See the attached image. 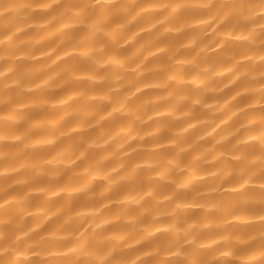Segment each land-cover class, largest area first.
Returning <instances> with one entry per match:
<instances>
[{
    "label": "clouds",
    "instance_id": "obj_1",
    "mask_svg": "<svg viewBox=\"0 0 264 264\" xmlns=\"http://www.w3.org/2000/svg\"><path fill=\"white\" fill-rule=\"evenodd\" d=\"M0 264H264V0H0Z\"/></svg>",
    "mask_w": 264,
    "mask_h": 264
}]
</instances>
